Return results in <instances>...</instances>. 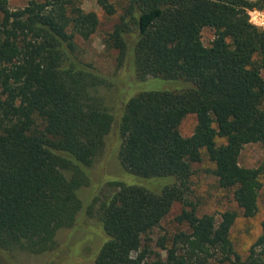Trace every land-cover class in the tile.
I'll return each instance as SVG.
<instances>
[{
	"label": "trees",
	"instance_id": "trees-1",
	"mask_svg": "<svg viewBox=\"0 0 264 264\" xmlns=\"http://www.w3.org/2000/svg\"><path fill=\"white\" fill-rule=\"evenodd\" d=\"M79 1L10 9L0 0L1 255L52 250L84 210L105 233L92 264H264V219L242 259L230 240L236 211L216 220L191 200L193 165L206 157L242 216L258 210L264 163L238 159L244 145L264 142V31L247 14L264 11V0H127L106 38L116 66L131 56L140 80L187 86L137 91L112 108L99 93L112 77L80 55L76 39H88L99 20ZM191 113L195 127L183 136L180 122ZM112 155L116 173L99 171L112 189L83 206L78 189L90 183L89 167ZM176 202L175 221L186 229L158 242L162 256L143 241Z\"/></svg>",
	"mask_w": 264,
	"mask_h": 264
},
{
	"label": "rangeland",
	"instance_id": "rangeland-1",
	"mask_svg": "<svg viewBox=\"0 0 264 264\" xmlns=\"http://www.w3.org/2000/svg\"><path fill=\"white\" fill-rule=\"evenodd\" d=\"M28 0H9L10 9L23 7ZM113 6L114 12L107 13L99 4L98 0H80L79 5L84 11H94L99 23L96 30L83 40L77 38L80 48V55L83 61L91 63L97 70L112 77V83L99 87V93L103 96L108 107L121 103L128 96L137 91L181 89L187 86L182 80H168L159 77H148L145 80L137 78L134 71V64L131 56L120 67L116 66V50L109 47L106 38L112 30L113 25L119 18L126 6L127 0H107ZM213 37L212 29L205 27L201 31V39L208 45ZM264 80V72H262ZM196 124L194 114H187L179 125V131L183 136L192 133ZM239 163L243 166L257 167L264 163V142L249 143L244 145L239 155ZM115 155L103 156L89 167L90 183L78 189V196L82 205L86 206L94 196L103 197L112 189L99 176V171L105 170L108 173H116L119 169ZM194 173L191 177V200L197 207V214H213L216 220L225 210H234L237 217L230 229V240L233 249L242 259H245L250 245L260 234L261 222L264 219V171L260 175L261 188L258 198V210L255 216L245 218L240 208L236 205L232 190L221 188L212 174L213 163L206 157L193 165ZM154 182V181H153ZM95 192L96 194H93ZM181 204L174 203L168 214L162 218L159 225L151 229L143 243L156 253L164 251L158 246L163 238H170L180 229H186L175 221L176 214L180 211ZM76 226L73 228L61 229L55 238V247L42 254H33L26 250L15 249L2 256L0 261L4 264H92L94 256L105 233L97 216L82 210L78 213ZM154 253L149 255L154 257ZM230 264V263H215Z\"/></svg>",
	"mask_w": 264,
	"mask_h": 264
},
{
	"label": "built area",
	"instance_id": "built-area-1",
	"mask_svg": "<svg viewBox=\"0 0 264 264\" xmlns=\"http://www.w3.org/2000/svg\"><path fill=\"white\" fill-rule=\"evenodd\" d=\"M247 14L249 22L264 31V11L252 8L247 11Z\"/></svg>",
	"mask_w": 264,
	"mask_h": 264
}]
</instances>
